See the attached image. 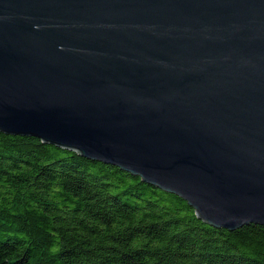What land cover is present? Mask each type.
Wrapping results in <instances>:
<instances>
[{"label": "water", "instance_id": "95a60500", "mask_svg": "<svg viewBox=\"0 0 264 264\" xmlns=\"http://www.w3.org/2000/svg\"><path fill=\"white\" fill-rule=\"evenodd\" d=\"M0 132L264 226V0H0Z\"/></svg>", "mask_w": 264, "mask_h": 264}, {"label": "trees", "instance_id": "16d2710c", "mask_svg": "<svg viewBox=\"0 0 264 264\" xmlns=\"http://www.w3.org/2000/svg\"><path fill=\"white\" fill-rule=\"evenodd\" d=\"M0 264H264V226H211L115 165L0 132Z\"/></svg>", "mask_w": 264, "mask_h": 264}]
</instances>
